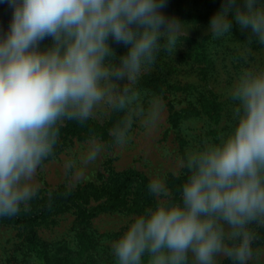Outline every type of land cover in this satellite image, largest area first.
Instances as JSON below:
<instances>
[{
  "label": "clouds",
  "instance_id": "9594fccd",
  "mask_svg": "<svg viewBox=\"0 0 264 264\" xmlns=\"http://www.w3.org/2000/svg\"><path fill=\"white\" fill-rule=\"evenodd\" d=\"M5 2L12 19L0 34V217H11L27 211L38 191L33 178L54 155L66 120L84 125L98 110L125 113L109 130L117 146L130 139L134 120L155 125L158 101L145 107L148 93L136 85L160 51L173 55L187 30L160 11L166 0ZM233 20L264 45V0H223L208 31L221 38ZM45 39L50 44L41 47ZM109 39L127 51L117 57ZM226 95L234 104L229 130L185 150L180 202L162 178L149 180L148 191L163 199L112 242L115 264H216L221 256L248 264L253 257L252 226L264 228V68L242 69ZM88 143L86 163L102 151L95 136Z\"/></svg>",
  "mask_w": 264,
  "mask_h": 264
},
{
  "label": "rangeland",
  "instance_id": "374dc122",
  "mask_svg": "<svg viewBox=\"0 0 264 264\" xmlns=\"http://www.w3.org/2000/svg\"><path fill=\"white\" fill-rule=\"evenodd\" d=\"M220 10L211 12V8L197 0H176L172 5L166 2L160 11L184 24L185 38L201 44L207 59H202V49L199 52V47L183 41L173 55L163 50L157 54L155 63L141 76L136 87L148 93L143 97L145 107L149 106L150 99L158 101L159 118L152 127L134 120L130 139L122 146L115 145L109 133L108 121L115 111L105 114L98 110L96 118L82 125L91 130L78 134L68 129L60 131L54 155L33 178L38 191L28 202L27 211L22 207L18 216L35 212L50 191L59 189L77 195L80 202L91 209L105 198V186L127 171L138 172L147 184L153 177L162 178L169 189V198L174 199V188L169 181L182 180L186 175V170L180 166L185 150L200 145L205 139L215 141L229 130L234 104L226 95L227 90L242 69L264 68V45L255 39L252 45H247L234 34L218 39L211 36L210 19ZM45 40V45L50 44V39ZM108 42L117 57L127 51L123 44L111 39ZM120 113L123 118L125 113ZM66 122L61 128L65 129ZM92 136L102 145V151L95 161L86 163L82 157L90 148L88 141ZM67 160L75 161L72 168L65 169ZM132 195H128L123 208L84 220L76 218L72 210L57 207L32 225L40 250L43 248L50 255L51 262L63 256L76 259L84 243L82 235L89 230L111 254L112 242L134 218L130 210ZM158 199L163 198L149 192L147 209L154 207ZM252 227L258 239L252 244L253 257L248 264H264V228ZM28 230L26 226L0 223V264H40L36 252L26 243ZM224 258L217 257L216 264Z\"/></svg>",
  "mask_w": 264,
  "mask_h": 264
},
{
  "label": "trees",
  "instance_id": "16d2710c",
  "mask_svg": "<svg viewBox=\"0 0 264 264\" xmlns=\"http://www.w3.org/2000/svg\"><path fill=\"white\" fill-rule=\"evenodd\" d=\"M197 1L205 5L206 8H211V12H215L218 10V8H221L223 3V0ZM166 2H169V5H172L174 2H176V0H166ZM209 12L210 11H208V13ZM11 19L12 8L8 3L5 2V0H0V20L2 21L0 22V34H4L8 31ZM232 26H234L235 29H230V35H237L239 40L243 41L244 44H253L252 42L254 38L251 41L249 40L250 33L241 30L234 20L232 22ZM45 41L46 40L41 42V47L45 46ZM181 41L185 42L187 45H196L200 48L199 52L202 49L201 44L196 43L194 40L189 38H182ZM202 53V59H207L208 56L207 53H205V50L202 49ZM198 56H200V53ZM121 119L122 115L120 112L114 113L108 121V127L111 128ZM174 119H172V122ZM77 123L78 122L76 121H68L65 124V129L60 128V131H65L68 129L70 133L78 134L81 131L91 130L88 128V126L84 127L81 124L77 125ZM185 178L186 175L184 178H182V180L172 178L169 181L170 187L174 188V199L172 200L176 202H180L181 194L179 189ZM105 191V198L101 202L97 203L96 206L89 209L84 203L82 204L77 195L73 194L72 192L60 189L52 190L35 212L21 216L15 215L11 217H0V223L26 226L29 229L26 237V243L31 251L36 252V255L39 257L40 264H73L74 260H77V264H115L114 257L112 254H110L109 250L102 246L96 239L97 236H95L93 232H89V230L87 233L82 235L85 236L83 240L84 243L81 245V253L76 259H70L66 258V256H63L61 258H57V261L51 262L49 261L50 255H47V252L42 250L43 248L40 250L38 240L35 238V234L31 229L32 225H34L41 218L48 215L51 211L56 210L57 207L72 210L76 218L81 220L89 219L101 212L121 209L125 206V200L130 193L133 194L130 202V210L133 212L134 217L143 213L147 209L149 196L147 182L145 178L136 171H127L121 174L116 179V181L105 186ZM220 264H232V262L225 257Z\"/></svg>",
  "mask_w": 264,
  "mask_h": 264
}]
</instances>
